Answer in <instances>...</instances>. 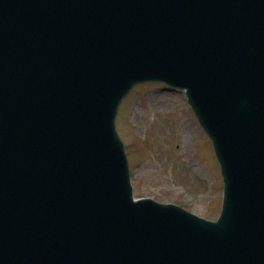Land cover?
<instances>
[{
  "label": "water",
  "instance_id": "95a60500",
  "mask_svg": "<svg viewBox=\"0 0 264 264\" xmlns=\"http://www.w3.org/2000/svg\"><path fill=\"white\" fill-rule=\"evenodd\" d=\"M185 92L221 214L134 202L132 88ZM0 264H264V0H0Z\"/></svg>",
  "mask_w": 264,
  "mask_h": 264
},
{
  "label": "rangeland",
  "instance_id": "374dc122",
  "mask_svg": "<svg viewBox=\"0 0 264 264\" xmlns=\"http://www.w3.org/2000/svg\"><path fill=\"white\" fill-rule=\"evenodd\" d=\"M115 126L136 198L177 205L212 222L218 218L219 167L183 93L138 86L121 104Z\"/></svg>",
  "mask_w": 264,
  "mask_h": 264
},
{
  "label": "bare ground",
  "instance_id": "6f19581e",
  "mask_svg": "<svg viewBox=\"0 0 264 264\" xmlns=\"http://www.w3.org/2000/svg\"><path fill=\"white\" fill-rule=\"evenodd\" d=\"M162 106L165 107V106H167V105H166V103H162Z\"/></svg>",
  "mask_w": 264,
  "mask_h": 264
}]
</instances>
